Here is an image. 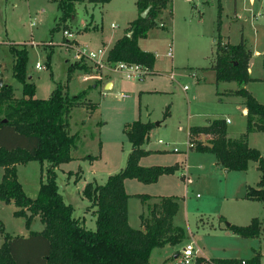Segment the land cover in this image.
I'll return each instance as SVG.
<instances>
[{
    "label": "rangeland",
    "instance_id": "374dc122",
    "mask_svg": "<svg viewBox=\"0 0 264 264\" xmlns=\"http://www.w3.org/2000/svg\"><path fill=\"white\" fill-rule=\"evenodd\" d=\"M137 1L78 4L74 18L64 23L56 0H0V79L13 87L17 98L22 97L23 86L13 76L11 49L25 47L29 57L27 76L36 87V98L49 99L59 85L70 97L84 93L81 106L74 108L70 116L71 133L78 137V148L72 153L73 160L57 170V185L64 201L74 207V216L86 217L88 230H96V217L86 212L89 202L83 189L88 183L105 184L109 175L126 167L132 145L125 126L137 120L155 125L163 122L151 130L146 146L171 151L144 161H158L165 166L178 164L176 173L158 184L133 180L141 186L128 187V192L148 193L154 198H181L174 217L181 242L155 248L150 264H179L182 251L189 244L199 250L197 259H251L260 253L264 264V202L244 198L247 188H257L260 181L256 163L251 162L247 171L225 173L227 169L218 164L214 154L192 152L195 149L189 147L188 137L190 128L205 126L214 119L230 120L227 129L231 138L247 131L245 100L236 95L239 84L217 83L211 69L219 36L223 43L231 45H238L244 38L252 51L251 81L246 89L264 104V0H169L168 8L156 21L157 27L139 40L143 51L156 56L154 69L141 79L124 77L107 62H103L105 67L99 73L95 62L86 56L76 59L81 48L89 52L104 49L107 53L126 34L130 23L139 18ZM75 63L86 65L92 72L86 74L77 69L68 81L69 67ZM38 64L43 67L41 70L37 69ZM90 75L93 78L86 80ZM115 76L123 78L114 79L112 90H104ZM94 104L98 107L90 110ZM167 110L169 117L165 118ZM159 139L168 147L158 145ZM199 140L197 137L191 143L196 146ZM249 143L264 155V133H251ZM175 148L180 152H173ZM47 167V162L19 165V181L29 197L38 196L41 183L46 181ZM1 173L2 169L0 182ZM187 177L193 182L189 183ZM140 206L137 199L131 202V218L137 225ZM17 210L14 203L0 201V219L11 236H28L44 228L38 216L28 228L24 217L15 216ZM255 218L262 223L259 238H242L228 229V224L248 226ZM3 242L4 237L0 236V247ZM21 255L25 261L35 253L26 248Z\"/></svg>",
    "mask_w": 264,
    "mask_h": 264
},
{
    "label": "trees",
    "instance_id": "16d2710c",
    "mask_svg": "<svg viewBox=\"0 0 264 264\" xmlns=\"http://www.w3.org/2000/svg\"><path fill=\"white\" fill-rule=\"evenodd\" d=\"M62 12L61 21L67 23L75 16L78 4H107L111 0H56ZM169 0H138L139 18L130 23L126 34L118 39L108 53V61L141 65L154 69L156 56L143 51L139 40L146 38L151 29L157 27L158 17L169 6ZM149 10L148 15H141ZM216 56L212 70L216 81L237 82V96L245 100L248 110L247 131L238 138L228 134L225 119H214L204 127H194L191 135H211L207 142H199L197 152L212 153L218 163L231 171H247L251 162L258 164L261 178L257 188L248 187L245 199L264 202V155L249 145L251 133H264V104L260 103L247 89L251 81L249 61L252 56L242 38L238 45L223 43L216 39ZM14 55L13 76L22 84L23 95L17 98L11 85L0 89V168L4 176L0 182V201L14 203L18 210L16 217H24L30 228L39 216L44 225L40 233L30 236H11L0 219V236L4 243L0 247V264H150L155 248L176 246L181 234L174 227V217L179 210L181 198L163 196L159 202L149 204V195L131 196L125 189L127 179L144 184H155L162 176L174 175L178 164L172 166L143 167L142 158L151 154L144 146L149 141L152 122L137 120L125 126L124 132L132 145L126 167L111 175L103 185L88 183L83 191L90 202V209H96V230H88L85 220L74 216V207L67 204L59 192L57 170L73 160L72 153L78 148V137L71 133L72 110L81 106L84 93L70 97L62 86H57L49 99L36 98V87L28 81L27 48L12 47ZM52 55H48L50 64ZM68 70V81L77 69L90 74L92 69L75 63ZM94 104L91 110H95ZM169 117L167 110L165 118ZM6 121V122H4ZM207 144L213 145L211 148ZM91 159H93L91 157ZM30 162H47L46 181L41 183L38 196L29 197L19 181L18 165ZM136 197L147 206L148 213L141 215V229H134L129 223V200ZM31 212V216L28 215ZM261 221L255 218L248 226L229 224L228 229L242 238H259ZM32 250L35 256L22 260L24 249ZM21 251V252H20ZM262 255L251 259L198 258L196 264H262Z\"/></svg>",
    "mask_w": 264,
    "mask_h": 264
},
{
    "label": "crops",
    "instance_id": "0c3cea01",
    "mask_svg": "<svg viewBox=\"0 0 264 264\" xmlns=\"http://www.w3.org/2000/svg\"><path fill=\"white\" fill-rule=\"evenodd\" d=\"M171 13V12H170ZM125 35V34H124ZM123 35V36H124ZM123 36H121L120 38H122ZM120 38H118V39H120ZM117 39V40H118ZM116 40V41H117ZM116 41L112 44V46L110 47V49H109V51L112 49V47L115 45V43H116ZM229 43V42H228ZM78 46H79V44H77ZM106 47V45L104 44V48ZM100 50V49H99ZM109 51L107 52V53H109ZM251 51V50H250ZM212 69V68H211ZM249 72H250V67H249ZM118 78H123V77H113L107 84H106V87L104 88V90H106V91H110V90H112L113 88H114V86H115V84H114V79L116 80V79H118ZM2 80H3V84H4V79L3 78H1ZM28 80H29V82L32 80V78H28ZM245 110H244V113L246 114L247 113V108H246V106H245V108H244ZM91 110V109H90ZM210 121H212V120H210ZM210 121H208L207 122V124L206 125H208V123L210 122ZM225 121H226V123L227 124H229L230 123V120L229 119H225ZM153 123V122H152ZM163 122H161V124H162ZM161 124H160V126H161ZM205 125V126H206ZM156 126V125H155ZM160 126H156V127H160ZM201 127H204V126H201ZM192 128H194V127H192ZM192 128H190L189 129V132H188V137H189V139H190V141L191 140H196L197 139V137H200V140L199 141H201V142H207V139H209L210 137H208L207 135H198V136H194V135H191V129ZM254 133H257V132H254ZM230 137V136H229ZM149 140H150V136H149ZM159 140H161V139H159ZM159 140H158V145H160V146H166V147H168V145H161V144H159ZM150 143V141H148L147 143H146V145H148ZM144 146V149L146 150V151H150L151 152V154L149 155V156H147V157H144V158H142L141 159V161H140V164H141V166H143V167H152V166H165V165H161V162H158V161H152V162H145L144 160H146V158H151V157H154V155H162V154H165V153H168V152H170L171 150H168V149H159V148H157V149H152V148H150L149 146ZM197 145V144H196ZM249 145H250V143H249ZM251 147V146H250ZM194 149H195V147H193ZM252 148V147H251ZM256 149V148H255ZM188 152H189V147H188V150H187ZM186 151V152H187ZM260 151V150H259ZM192 152H197L196 151V149H195V151H192ZM261 152V151H260ZM197 153H201V152H197ZM206 153V152H205ZM262 153V152H261ZM263 154V153H262ZM186 157L188 158V156L186 155ZM186 158V159H187ZM30 163H32V162H30ZM219 164V163H218ZM49 165V164H48ZM256 165H257V168H258V164L256 163ZM62 166V165H61ZM60 166V167H61ZM186 167H187V160H186ZM223 167V166H222ZM48 168V167H47ZM0 169H2V173H1V176H2V178H3V176H4V169L3 168H0ZM60 169V168H59ZM58 169V170H59ZM183 169V168H182ZM17 170H19V165L17 166ZM186 171V170H185ZM226 173V172H225ZM228 173H229V170H228ZM19 176V175H18ZM168 175H165V176H162L161 178H160V180L157 182V184L163 179V178H165V177H167ZM110 177V175L108 176V178ZM2 178H1V181H2ZM189 178V177H188ZM191 179V178H190ZM108 180V179H107ZM192 180V179H191ZM137 181V180H136ZM139 182V181H138ZM192 182H193V180H192ZM259 183V182H258ZM87 185V184H86ZM151 185V184H150ZM132 186H135V187H139V186H141V185H135L134 183H133V180H131V179H127L126 181H125V189H126V192H127V194H129V195H131V196H136V195H149V196H151V197H153V199H151L150 201H149V204H154V203H156V202H159V198H160V196L158 197V196H155L156 198H154V196H152V194H148V193H145V194H140V193H138V192H128V187L129 188H132ZM149 186V185H148ZM86 187V186H85ZM85 187H84V189H85ZM84 189H83V191H84ZM247 192V191H246ZM246 195V194H245ZM163 197V196H162ZM244 198H245V196H244ZM135 199H137V200H139L140 202H141V200L140 199H138V198H136V197H132V198H130V200H129V223H130V225H131V227L132 228H134V229H141V215L143 214V213H145V214H147L148 212V209H147V206H144L143 204H142V202H141V204H142V207L140 206V209H141V212H140V215H139V219H140V222H139V225H137V221H135V223H133V221H132V218H131V202L133 201V200H135ZM151 201H153V203H151ZM249 201V200H248ZM2 202V201H1ZM88 202H89V200H88ZM253 202H256V201H253ZM144 206V207H143ZM90 207V202H89V205H88V207H87V210H86V212H88V213H91L93 216H95L96 217V214H95V210L96 209H90L89 208ZM146 209V210H145ZM39 217V216H38ZM77 218V217H76ZM78 218H80V219H83V220H85V218L86 217H78ZM40 219V218H39ZM41 221V220H40ZM86 226V225H85ZM87 228V227H86ZM44 229V228H43ZM43 229L41 230V231H37V232H34V233H40V232H42L43 231ZM33 232V231H32ZM31 232V233H32ZM30 233V234H31ZM30 234L28 235V236H30ZM28 236H24V237H28ZM4 243V242H3ZM232 259H234V258H232ZM239 260H248L247 258H243V259H239Z\"/></svg>",
    "mask_w": 264,
    "mask_h": 264
},
{
    "label": "built area",
    "instance_id": "2783aa9c",
    "mask_svg": "<svg viewBox=\"0 0 264 264\" xmlns=\"http://www.w3.org/2000/svg\"><path fill=\"white\" fill-rule=\"evenodd\" d=\"M66 35L71 39L73 38V34L66 32ZM81 50H82L81 53H78V55L76 56V59H80L82 56H86L89 60L95 62V64L97 65V71L99 73L102 72V70L100 69L105 67V64H103V62L111 63L116 73L122 74L124 77H127L129 79L131 78L141 79L143 78V75H146L147 72L150 71L149 69L141 65L127 64L124 62H118V63L109 62L108 53H106L104 49H100L98 50V52H89L86 48H81ZM169 56H172V51L169 53ZM42 68L43 67L40 64L37 65V69L41 70ZM92 78H93L92 75L85 77L86 80H90ZM159 144L168 145L163 140H159ZM189 147H192V148L194 147V144L191 143V141H190ZM173 152H180V151L179 149L175 148L173 149ZM187 179L189 183H192V180L190 178L187 177ZM198 252L199 250H195V247L193 244L187 245L183 249L182 255L179 257V264H195L197 260Z\"/></svg>",
    "mask_w": 264,
    "mask_h": 264
},
{
    "label": "water",
    "instance_id": "95a60500",
    "mask_svg": "<svg viewBox=\"0 0 264 264\" xmlns=\"http://www.w3.org/2000/svg\"><path fill=\"white\" fill-rule=\"evenodd\" d=\"M147 14H148V10L147 11H145L141 16L143 17V18H145L146 16H147ZM3 80L2 79H0V89L3 87ZM4 122H6V121H4ZM160 124L161 123H156V126H160ZM208 146H210L211 148L213 147V145H211V144H207ZM226 173H228V170H226L225 171ZM28 215L29 216H31V212H28ZM228 226H229V224H228Z\"/></svg>",
    "mask_w": 264,
    "mask_h": 264
}]
</instances>
